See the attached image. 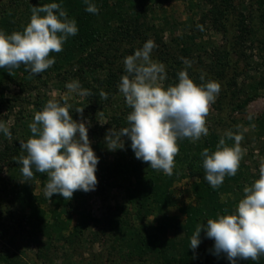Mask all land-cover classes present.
<instances>
[{"label": "rangeland", "instance_id": "374dc122", "mask_svg": "<svg viewBox=\"0 0 264 264\" xmlns=\"http://www.w3.org/2000/svg\"><path fill=\"white\" fill-rule=\"evenodd\" d=\"M1 1L6 2V0ZM122 2L129 6L128 0H122ZM216 4L227 9L225 10L227 11L226 23L222 27L221 22L211 25L212 23L205 20L200 23L202 16L215 8L213 2L209 0L160 1L157 3V8L149 12L147 17V21L155 26L148 27L143 35L137 34L130 39H121L112 43V49L121 50L133 45L135 48L133 51H135L151 39L156 45L152 51V58L159 62L160 56L164 55H176L184 60L182 49L185 46H191L195 71L204 73L203 76L208 75L205 77L206 82L209 81L210 76L216 77L221 90L215 102L209 106L206 126L208 133L226 134L230 131L234 135L242 136L240 142L242 158L238 168L241 174H238V180L233 179L228 185L222 183L224 186L220 193L221 201L231 202L236 207L244 196V187L250 186L259 178V166L261 161H264V44L262 43L264 28L261 26L257 0H217ZM242 14L245 16L244 21ZM221 18L224 21V18ZM127 19L129 21L128 16ZM129 22L134 23V19L132 18ZM243 25L246 26L245 29L239 32ZM129 27L135 29L136 26L129 25ZM134 31L143 32V29ZM182 34L188 36L184 42ZM226 49L229 50L228 54ZM223 55L226 56L224 59ZM185 58L187 59V56ZM121 59L124 60V58ZM228 59L229 64L220 65L218 62L217 65V61L227 63ZM218 70L224 74L222 79L217 76ZM234 71L238 73L236 77L231 76ZM73 81L77 80L71 78L63 82L55 77L45 84H39L38 89L22 93L21 101L12 109L0 107V120L5 123L11 133L10 137L0 133V200H4L0 208L13 207V211H16L15 215L3 214V225L0 219V255L7 256L11 260L5 263L0 261V264H15L13 261L15 259L18 260V264H156L154 255L148 256L145 260H141L138 256L123 255L122 253L128 252L129 246L124 245L121 247L122 250L117 248L116 242L110 237L111 228L107 219L113 216L120 219L123 217L129 224L132 222L131 228L134 231L140 230L139 232H143L144 236H147V232L143 228L159 225L165 213L177 218L179 222H184L186 214L182 212V207L196 203L191 182L200 179L199 176H191L189 171H186L185 177L174 181L172 186L161 190L168 191L166 194L169 196L170 203L166 208L153 209L152 204L147 203L143 209L141 208L140 213L132 206L128 208L127 217L117 215L118 208L126 202L124 187L120 183L121 179L116 178L117 176L110 174L108 177L103 176L101 170H97L96 189L90 191L83 202L75 205L78 206L77 208L74 206L65 212L51 200L41 202V197H46L45 186L49 179L37 173L36 176L33 175L31 181L27 182L32 193L40 198L38 205L45 212L46 223L53 224V218L58 212H62L61 217L66 222L63 228L54 224L51 237L46 236L42 231H35V228L30 225L20 224L22 214L18 211L17 203L7 202L13 198L12 187L26 182L22 173L18 171L17 163H14L16 172L9 171L8 163L18 154L12 148L8 149L7 145L25 142L26 138L31 137L29 124L33 121L35 113L39 111L34 104L39 101V98L43 99V104L46 105L50 99L59 101L61 97L68 96L70 104L80 105L84 97L71 94L66 88V84ZM163 81L160 83L163 84ZM17 91L18 86L11 85L6 88V96L11 97ZM250 94L251 99L245 107L236 106L237 102ZM117 98L120 99L122 106L127 105L121 92L117 93ZM77 121H79L78 118ZM84 121L89 123L87 119ZM91 130L92 128L89 127L88 135L91 144H94L96 141L91 135ZM190 141L194 142L191 139ZM115 152L116 150L110 151L106 146L95 150L96 155L100 157V164L104 160L112 163ZM88 212L91 214L89 219L84 216V213ZM76 224L86 226L82 227L83 233L74 238L71 234ZM167 234L173 236V229H170ZM126 235L130 240L131 234ZM198 246H204L208 251L206 264L219 263V255L215 254L214 247H211L214 246L212 239L203 234Z\"/></svg>", "mask_w": 264, "mask_h": 264}, {"label": "trees", "instance_id": "16d2710c", "mask_svg": "<svg viewBox=\"0 0 264 264\" xmlns=\"http://www.w3.org/2000/svg\"><path fill=\"white\" fill-rule=\"evenodd\" d=\"M128 1L129 6H127V3L122 2V0H90L99 9L97 14H93L85 10L87 7L85 0H6V2L0 0V29L6 33L10 34L15 31H22L30 21L33 7H39L52 2L59 3L63 10L67 12L68 17L75 19L78 26L77 34L70 36L66 40L61 52L50 53V57H55V63L43 73L32 74L23 64L19 68H0L1 109H12L21 101L22 93L38 89L39 84H45L55 77L63 82L72 78L77 80L82 88L88 89L91 95L84 97L80 105L71 104V115L74 120H77V118L79 120L87 119L89 122L92 128L91 135L96 141L94 144H91L94 151L105 148V136L108 130L119 131L121 128L128 126L127 115L132 111L128 105L122 106L120 104L117 93L120 92L118 85L121 76L126 74L121 58L132 54L135 48L132 45L130 48L124 47L118 50V48L112 49V45L121 39L127 40L137 34L143 35L146 33L145 30L148 27H154L153 23L147 21L148 13L157 8L158 2L169 0ZM209 1L213 2L215 8L209 11V13L204 14L200 23L205 22V20L212 23L211 25L213 23L215 25V22H221L222 27L226 23L227 11L225 10L227 9H223L220 5L216 4L217 0ZM257 6L260 11L261 26L264 28V0H257ZM127 16L129 21L133 18L134 23L129 22ZM221 17L224 18V21ZM242 18L244 21L245 16ZM129 25L136 26L137 28L135 27V29L138 30L143 29V32L134 31L135 29H132ZM245 27L244 25L241 26L239 32L245 29ZM221 29L223 30L224 28ZM181 37L184 42L188 36L186 37V34H182ZM262 43L264 44V41ZM228 52L229 50L226 49V54ZM182 56L184 60L178 58L176 55L160 56L159 63L165 65L166 72V79L163 81L164 86L167 87L178 83L177 74L185 68H187L188 74L194 82L197 84L206 83L205 80L207 79L205 77H208V75L203 76L204 79L201 80L200 77L204 73L195 71L191 46L183 47ZM185 56H187V59ZM225 57L223 55V59ZM185 61L190 62L191 67H187ZM218 62L220 65H224L229 64L230 60L228 59L227 63L219 60L217 61V65ZM237 74L234 71L231 73V76L236 77ZM217 76L222 79L224 74H221L218 70ZM209 81L218 82L216 77L213 76H210ZM11 85H17L18 91L13 96L7 97L6 88ZM101 91L107 94V99L100 97ZM37 97L39 98V96ZM249 99H251V94L240 102H237L236 106L245 107ZM219 102L221 103V100ZM34 104L39 111L45 107L43 99L40 98ZM76 108H83V113L76 112ZM102 119H106V121L103 122ZM222 137L225 138L228 145L234 144V140L228 139L226 134L215 132H210L207 136L202 135L200 139L194 142L190 141V138L178 140L179 151L174 157V168L171 176L164 174L162 170H154L148 163L137 159L131 149V141L127 137L122 138L121 142L124 141V147L116 150L112 163L104 159L101 164L99 163L97 170H101L103 176L108 177L110 174L121 179L120 183L125 190L126 202L117 210L119 213L117 215L120 217H127L129 213L128 208L132 206L141 213V208L143 209L147 203L152 204L153 209L163 210L170 201L169 196L166 194L168 191L163 192L161 191L162 189L166 190L173 185L174 181L185 177L187 175L186 171H189L191 176L196 175L200 177L199 180L191 182L192 192L196 200L195 205L190 204L182 207V212L186 214L185 219H183L184 222H179L177 218L165 213L159 225L143 228L147 232V236H144L143 232H139L140 230L134 231L131 228L132 222L129 224L123 217L120 219L113 216L107 219L111 228L110 237L116 242L117 248L122 250L121 247L124 245L129 246L128 252L122 253L123 255H128V257L138 256L141 260L154 255L156 264H206L208 251L204 246H198L195 251L189 248L190 238L196 226L198 224H205L209 218H216L218 214H230L236 208L233 203L220 200V193L224 185L221 184L214 189L204 178L205 170L203 168L201 153L205 148H208L210 152L215 151ZM27 140L28 138L24 141L26 142ZM7 148H12L18 154L16 158H13L8 163L10 166L9 171L11 173L16 172L14 163H17L19 165V170H17L21 172L22 165L18 163V159L23 155H27V153L20 147L19 142L11 143V145H7ZM33 171L34 176L39 173L35 172L34 169ZM39 174L48 178L46 173ZM238 174H241L239 169L234 176H226L223 184L228 185L231 183V180H238ZM12 176L14 177V175ZM29 188V182L27 181L22 185L12 187L13 198H10L7 202L17 203L18 211L22 214L20 224L30 225L35 228V231H42L46 236L51 237L54 224L59 228L66 226L64 218L61 217L62 212L56 214L53 218V224H47L45 212L38 205L40 198L36 194H33ZM89 192L77 190L70 200H66L59 194H53L51 199L41 197V202L51 200L57 207L67 212V209H71V207L83 202ZM3 201L1 199L0 203H3ZM75 207L77 208L78 206ZM1 208L0 219H2L4 213L11 215H15L14 213H16V211H13V207L10 209ZM84 216L87 219L91 218L89 212L84 213ZM3 223L4 220L2 219V225ZM85 226V224H76L73 227L74 230L71 237L77 238L81 235L83 233L82 227ZM170 229H173V236L167 234ZM128 233L131 234L129 236L130 240L127 239L128 235L126 234ZM203 234L204 230L201 232V237ZM212 243H214L213 239ZM0 261L5 263L11 260L7 256L0 255ZM13 261L15 264H18V260L15 259ZM218 264H231V262L221 253L219 254ZM237 264H264V256H261L258 261H252L250 258L247 260L238 259Z\"/></svg>", "mask_w": 264, "mask_h": 264}, {"label": "clouds", "instance_id": "9594fccd", "mask_svg": "<svg viewBox=\"0 0 264 264\" xmlns=\"http://www.w3.org/2000/svg\"><path fill=\"white\" fill-rule=\"evenodd\" d=\"M85 3L87 12L98 13L94 3ZM77 32L75 19H70L59 3L33 7L30 21L22 31L9 34L0 29V68H19L23 64L32 74H41L55 63L50 53L61 52L66 40ZM155 47L154 41L148 39L124 58L126 74L121 76L118 87L132 111L127 115L128 126L119 131L108 130L105 144L108 150L115 151L124 147L121 140L127 137L137 159L171 176L178 140L196 141L208 135L206 116L221 85L216 81L197 84L185 68L177 74L178 83L165 87L160 83L166 79L165 65L152 58ZM185 63L191 67L190 62ZM200 79H204L203 75ZM66 88L80 97L91 95L78 81L67 83ZM100 97L107 99V94L101 91ZM61 101L50 99L35 113L29 124L32 136L20 143L27 155L21 156L18 163L22 165L24 181L32 180L33 169L47 174V198L59 194L70 200L77 190L96 189L99 157L89 139L90 124L73 119L68 96L61 97ZM75 111L82 114L83 108ZM0 133L11 136L2 120ZM226 137L234 144L228 145L222 137L215 151L205 148L201 153L204 178L214 189L226 176L236 174L242 158V136L229 131ZM243 192L232 213L218 214L196 226L189 248H198L204 230V235L214 240V253L224 254L231 264H237L238 259L258 261L264 256V161L259 166V178L244 187Z\"/></svg>", "mask_w": 264, "mask_h": 264}]
</instances>
